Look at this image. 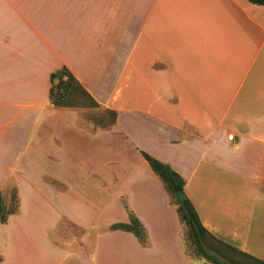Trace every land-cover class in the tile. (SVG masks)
<instances>
[{"label": "crops", "instance_id": "crops-1", "mask_svg": "<svg viewBox=\"0 0 264 264\" xmlns=\"http://www.w3.org/2000/svg\"><path fill=\"white\" fill-rule=\"evenodd\" d=\"M61 66L115 111L109 129L49 102V75ZM141 152L183 178L210 233L264 259V5L0 0V190L5 208L17 199L0 221V264H128L123 243L153 247L150 224L171 221L179 233L169 191ZM57 167L87 169L80 187L57 177L55 193L75 190L85 209L38 216L23 185H47ZM127 210L145 244L109 228L128 222ZM64 219L80 233L63 229Z\"/></svg>", "mask_w": 264, "mask_h": 264}, {"label": "rangeland", "instance_id": "rangeland-1", "mask_svg": "<svg viewBox=\"0 0 264 264\" xmlns=\"http://www.w3.org/2000/svg\"><path fill=\"white\" fill-rule=\"evenodd\" d=\"M79 112L82 118V124L88 127L95 128H107L109 129L111 125V113L109 109L104 108L100 104L98 106L93 105H80L76 107H70ZM48 176L43 177L47 180V185L43 183H37L33 185H23L25 188L26 203L34 213L38 216L42 215L46 217H51L50 215L56 214L58 208H64L71 212L80 213L83 206L82 194H78L75 190H71L70 196H60L55 195L56 188L59 186V182L56 180L57 177H63L67 181L75 182L71 188L74 186L80 187L86 183V178L88 177V171L86 168H73V167H57L49 168ZM160 179V178H159ZM81 180L83 182H81ZM162 181V180H161ZM62 190H66V185H61ZM55 189V190H54ZM170 201L177 208V202L175 194L169 192ZM7 201L5 196L4 203ZM123 204L126 205V201L122 200ZM10 203V201L8 202ZM141 203V201H140ZM9 205V204H8ZM141 212L154 223L156 218L151 211V208L147 204H141ZM128 211V210H127ZM151 211V212H150ZM118 214L114 213V217ZM176 217V216H175ZM166 219L168 217H165ZM177 219V218H176ZM154 221V222H153ZM63 229L70 233H80L78 229L72 222L64 219L61 222ZM150 238L153 243V247L142 248L141 246H133L132 242L128 239V243L124 244L122 255L128 257V264H209L207 260L196 251L193 239L190 236L188 227L180 222V231L178 233V226L174 225L171 221L168 222L167 226L159 227L157 224H150L149 226ZM179 234L182 242V247L184 254L189 257L192 263L187 260L181 252V244L179 241ZM215 236V235H214ZM216 237V236H215ZM217 239H220L216 237ZM222 240V239H220ZM209 241L212 244L216 242L213 240ZM224 241V240H222ZM226 242V241H224ZM228 243V242H226ZM114 243H112L113 245ZM230 244V243H228ZM116 255L119 254V249ZM207 249L210 252L213 250Z\"/></svg>", "mask_w": 264, "mask_h": 264}, {"label": "trees", "instance_id": "trees-1", "mask_svg": "<svg viewBox=\"0 0 264 264\" xmlns=\"http://www.w3.org/2000/svg\"><path fill=\"white\" fill-rule=\"evenodd\" d=\"M248 1L256 5H264V0ZM48 99L52 105L61 108L76 107L84 104L93 106L99 105L66 66H61L50 73ZM110 113L112 115L111 125H113L116 113L113 110H110ZM141 153L150 169L163 181L169 192L175 194L177 189L183 191L184 180L175 170L153 156L145 152ZM16 207L17 199L15 192L12 193L10 203L8 207L5 208L2 200V192L0 190V221H5L6 215L16 210ZM127 212L129 218L128 222L113 223L109 228L111 230L131 232L140 243L145 244L147 233L144 226L131 210ZM176 213L179 221L188 227L196 251L201 254L209 264H264V259L255 257L231 244L217 239L210 233L202 225L196 209L187 197L177 204ZM209 239L216 243L212 244ZM207 247L213 250V252H210Z\"/></svg>", "mask_w": 264, "mask_h": 264}, {"label": "water", "instance_id": "water-1", "mask_svg": "<svg viewBox=\"0 0 264 264\" xmlns=\"http://www.w3.org/2000/svg\"><path fill=\"white\" fill-rule=\"evenodd\" d=\"M175 198H176V202L180 203L182 200L186 198V195L182 190L177 189L175 191Z\"/></svg>", "mask_w": 264, "mask_h": 264}, {"label": "built area", "instance_id": "built-area-1", "mask_svg": "<svg viewBox=\"0 0 264 264\" xmlns=\"http://www.w3.org/2000/svg\"><path fill=\"white\" fill-rule=\"evenodd\" d=\"M232 138H233L232 134L228 135V139H232Z\"/></svg>", "mask_w": 264, "mask_h": 264}]
</instances>
